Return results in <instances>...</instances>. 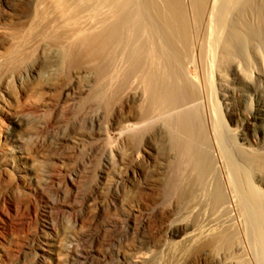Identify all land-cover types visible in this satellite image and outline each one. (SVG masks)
<instances>
[{
    "label": "rangeland",
    "instance_id": "374dc122",
    "mask_svg": "<svg viewBox=\"0 0 264 264\" xmlns=\"http://www.w3.org/2000/svg\"><path fill=\"white\" fill-rule=\"evenodd\" d=\"M38 2L52 11L49 0H0V264H108L87 241L96 216L117 238L110 249L128 252L109 264H212L214 252H194L200 239L191 234L227 218L242 240L246 227L220 209L191 162L177 169L164 118L133 138L149 120L133 118L142 101L117 92L110 49L95 59L74 35L79 26L56 30L57 17L41 29L30 14ZM205 92L203 116L216 106ZM218 98L226 125L254 141L242 130L239 97L226 98L227 110ZM221 166L209 163L215 185L227 173ZM122 203L130 218L113 225Z\"/></svg>",
    "mask_w": 264,
    "mask_h": 264
},
{
    "label": "bare ground",
    "instance_id": "6f19581e",
    "mask_svg": "<svg viewBox=\"0 0 264 264\" xmlns=\"http://www.w3.org/2000/svg\"><path fill=\"white\" fill-rule=\"evenodd\" d=\"M49 1L53 3L51 12L39 2L33 7V23L47 29L56 26L53 17H57L60 22L56 30L78 25L74 35L92 47L91 56L103 57L110 49L117 92L142 101L133 118L149 121L133 138L164 118L180 161L177 169L187 168L191 162V171L199 170L206 175L207 187L215 188L220 209L234 211L246 227L247 241L239 239L238 230L227 218L223 225L219 222L222 226L203 228L191 234L200 239L194 252H214L212 264H264V0ZM104 74L102 65L99 77ZM203 91L215 94L216 106L210 112L214 118H209L208 124L206 116L212 115H202ZM218 96L226 110V98L239 97L236 101L241 108L237 112L242 130L252 131L254 141L235 135L226 125ZM213 160L219 166L222 163L220 170L227 171L219 185L213 182L217 169L209 167ZM175 186L170 184V188ZM124 206H117L115 212L120 217L111 224L116 225L121 217L130 218ZM95 218V232L87 239L90 246L103 250V257L110 263V259L128 253L126 248L110 249L117 238L104 235L106 221ZM248 247L251 251L245 257Z\"/></svg>",
    "mask_w": 264,
    "mask_h": 264
}]
</instances>
